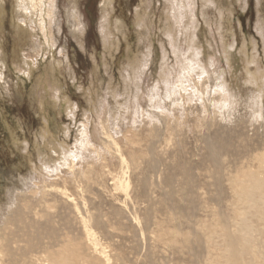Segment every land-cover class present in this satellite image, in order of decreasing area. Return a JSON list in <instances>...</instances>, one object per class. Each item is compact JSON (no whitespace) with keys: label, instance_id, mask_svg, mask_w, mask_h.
Returning <instances> with one entry per match:
<instances>
[{"label":"rangeland","instance_id":"1","mask_svg":"<svg viewBox=\"0 0 264 264\" xmlns=\"http://www.w3.org/2000/svg\"><path fill=\"white\" fill-rule=\"evenodd\" d=\"M167 1L0 0V264H264V0Z\"/></svg>","mask_w":264,"mask_h":264},{"label":"bare ground","instance_id":"2","mask_svg":"<svg viewBox=\"0 0 264 264\" xmlns=\"http://www.w3.org/2000/svg\"><path fill=\"white\" fill-rule=\"evenodd\" d=\"M30 1V0H29ZM41 1H43V0H41ZM52 1V0H51ZM104 1V0H103ZM207 1H209V0H207ZM211 1V0H210ZM24 2V1H23ZM27 1H25V4L27 5V3H26ZM32 2V1H31ZM47 2V1H46ZM108 2V1H107ZM168 2V5H169V7L171 8H169L170 10H172V13H164V15L162 16V18H161V21L163 22V25L164 26H162V31H163V34H164V36L165 37H167V38H169V40L171 41V43H173L172 45H173V51H175V53H177L178 52V56H179V51H178V46L176 45V43H175V40L173 39V34H174V27H177V26H182V27H184L186 24H184L183 22H181V20L182 19H184V14L182 15V9H183V1L182 2H177V3H174V1L173 0H168L167 1ZM34 3H36V2H34ZM48 3H50V1H48ZM188 3V2H187ZM47 4V3H46ZM45 4V5H46ZM50 5V4H49ZM35 6V5H34ZM46 6H48V4L46 5ZM28 7H30V4H29V6ZM50 7H51V5H50ZM107 7V6H106ZM110 7V6H109ZM140 8L136 11V13H135V24L137 25V28H142V27H144V25H145V23H144V20H145V18H147L146 20H152L151 19V15H150V13L149 12H147L146 11V8H148L149 6H146L145 7V4L143 3V5H140L139 6ZM243 7V6H242ZM34 8V7H33ZM42 8V7H41ZM52 8V7H51ZM32 9V8H31ZM190 9V8H189ZM28 10V8L26 7V11ZM51 10V9H50ZM170 10H169V12H170ZM145 11H146V13H145ZM186 11V10H185ZM27 12H29V11H27ZM50 12V11H49ZM164 12V11H163ZM37 14V13H36ZM46 14V13H45ZM223 14V13H222ZM74 15V16H73ZM72 16L74 17V18H77V17H75V13L73 14ZM183 16V17H182ZM34 17V16H33ZM37 18V17H36ZM30 19V18H29ZM228 22V21H227ZM263 22V21H262ZM261 23V22H260ZM77 24H79V23H77ZM222 24V23H221ZM258 24H259V22H258ZM263 24V23H262ZM261 24V25H262ZM34 25V24H33ZM103 25L105 26V28L104 27H102V42H103V46H104V48H109V51H110V56H115V53H114V51L116 50H118L119 51V49H120V47H121V45L123 44V43H121L119 46L118 45H114L113 44V42L109 39V38H107V35H108V33L110 34V32L108 31V26H109V23H108V21H107V18L105 17L104 18V20H103ZM151 25V24H150ZM149 25V26H150ZM176 25V26H175ZM264 25V24H263ZM35 26H36V24H35ZM44 26V25H43ZM191 26V25H190ZM262 27V26H261ZM41 28V27H40ZM120 28V27H119ZM180 28V27H179ZM185 28V27H184ZM190 28V27H189ZM20 29V28H19ZM258 29V28H257ZM101 30V29H100ZM177 30V29H176ZM175 30V31H176ZM228 30H229V27H228ZM183 31V30H182ZM187 31V30H186ZM260 31V30H259ZM22 32V31H21ZM23 32H24V30H23ZM140 33H141V31H139ZM177 32V31H176ZM221 32V31H220ZM264 32V31H263ZM115 33H116V31H115ZM261 33V32H260ZM23 34V33H22ZM192 34V33H191ZM259 34V33H258ZM77 35H79V30H77ZM137 35H139V33L137 32ZM136 35V36H137ZM175 35H176V33H175ZM174 35V36H175ZM185 35H188L187 33L185 34ZM195 35V34H194ZM232 36V35H231ZM43 37V36H42ZM77 37V36H76ZM112 37V36H111ZM148 37V36H147ZM178 37V36H177ZM113 38V37H112ZM187 38H188V36H187ZM232 38V37H231ZM264 38V37H263ZM113 40V39H112ZM234 40V39H233ZM47 41V40H46ZM173 41V42H172ZM261 41V40H260ZM140 42V41H139ZM232 42V41H231ZM249 42V41H248ZM252 42V41H251ZM161 43V42H160ZM197 43V42H196ZM195 43V44H196ZM245 43V42H244ZM116 44V43H115ZM188 44V53H186L187 55H186V61L185 62H187V67H185V68H182L183 70H184V72H185V74L187 75V77H188V74H187V71L189 72V70L191 69L192 71H194V73L198 70L199 71V69H201V68H199L200 66H201V61H200V59H199V55H200V52L199 51H197L196 49H194V46H193V44H194V36H191L190 37V39H189V43H187ZM233 44V43H232ZM243 44V43H242ZM80 45V44H79ZM149 45V44H148ZM244 45V44H243ZM256 46H257V44H255ZM246 46V45H245ZM261 46H262V44H261ZM232 47H234V45L232 46ZM231 47V48H232ZM230 48V47H229ZM247 48V47H246ZM253 48V47H252ZM263 48V47H262ZM38 49V48H37ZM241 49V48H240ZM127 50V49H126ZM172 50V49H171ZM191 50H193L194 51V53H191L190 54V51ZM199 50V49H198ZM230 50V49H229ZM228 50V51H229ZM239 50V49H238ZM243 50V57H244V59H243V61H244V64H245V78H246V82L248 83H250V84H252V85H254V87L260 92V95H262L263 97H264V77H263V73H260L258 70V72L256 71H251V69L248 67V65H250V64H252V57L250 56L249 57V55L247 54V51L245 50V48H243L242 49ZM172 51V52H173ZM237 52V51H236ZM128 53H129V55H128V57H127V65H128V73H129V75H128V83H127V87L128 88H131V89H134L135 91H137V88H138V86H137V81H138V79H139V72H141L142 70H144V68H146L147 67V64L150 62V60L148 59V58H146L145 56V58H143V57H139L138 55H135V56H131V57H129L130 56V52H129V50H128ZM242 53V52H241ZM257 53V52H256ZM166 54V53H165ZM202 54V53H201ZM250 54V53H249ZM148 55H151L150 54V51L148 52ZM241 55V54H240ZM165 56V55H164ZM226 56V55H225ZM109 57V56H108ZM149 58H150V56H148ZM52 58V57H51ZM175 60H177V54L175 55ZM240 59V58H239ZM149 60V61H148ZM184 60V59H183ZM178 61H179V58H178ZM180 61H181V59H180ZM184 62V63H185ZM152 63V62H151ZM242 64H243V62H242ZM253 65V64H252ZM254 65H255V63H254ZM30 66V65H29ZM28 66V67H29ZM150 67V66H149ZM162 67V66H161ZM180 67H181V65H180ZM202 67V66H201ZM30 68H32L31 66L29 67V69ZM187 68H188V70H187ZM203 68V67H202ZM205 68V67H204ZM96 69H98V67L96 68ZM148 69V68H147ZM241 70H243V69H241ZM255 70V69H254ZM31 71V70H30ZM182 71V70H181ZM27 72H29V71H27ZM244 73V72H243ZM136 74H138L137 76H136ZM158 74V73H157ZM196 74V73H195ZM220 74V73H219ZM241 74H242V72H241ZM183 75V74H182ZM186 75H184V76H186ZM166 76L167 75H165V69L164 68H161V70L159 71V74H158V79H159V82H163L162 83V86H164V87H166V90H167V88H168V86H170L168 83H167V78H166ZM179 77H181V76H179ZM223 77H224V75L223 76H221V77H218V78H220V81L223 79ZM190 78V77H189ZM245 78H243V79H245ZM187 79V78H186ZM242 79V78H241ZM240 79V80H241ZM183 80V79H182ZM184 81V80H183ZM183 81H181L180 80V85H182L183 84ZM245 81V80H244ZM187 82V81H186ZM123 83V82H122ZM218 83H221V82H218ZM185 84V83H184ZM223 84V83H222ZM245 84V83H244ZM100 85V84H99ZM174 86H175V83L173 84ZM217 87V86H216ZM128 88H126V89H128ZM217 89V88H216ZM130 90V89H129ZM169 90V89H168ZM170 90H171V88H170ZM172 91V90H171ZM170 91V92H171ZM222 92V91H221ZM204 94V93H203ZM150 96H152V98L153 97H158V94H157V92H153L152 91V94H149ZM162 95H164V94H162ZM228 95V94H227ZM136 97V96H135ZM165 97V96H164ZM225 97H226V95H225ZM224 97V98H225ZM228 97H229V95H228ZM121 98V97H120ZM150 98V97H149ZM253 98V97H252ZM154 99V98H153ZM151 101H153L152 99H151ZM255 101V100H254ZM228 102V101H227ZM255 103H256V101H255ZM261 103H262V101H261ZM260 105V104H259ZM263 107V106H262ZM119 108V107H118ZM210 110V109H209ZM206 114V113H205ZM110 119H111V117H110ZM108 122H109V120H108ZM110 123V122H109ZM114 125V124H113ZM44 132L42 133V137L45 135V133H46V135L49 133V130L48 129H46L45 127H44ZM86 130V129H85ZM41 132V131H40ZM87 134H89V133H87ZM108 135V134H107ZM84 136V135H83ZM50 137V136H49ZM85 138H86V135L84 136ZM51 138V137H50ZM54 139H56V138H54ZM87 140H88V138H87ZM86 142V141H85ZM87 143V142H86ZM39 144V143H38ZM114 144V143H113ZM13 145V144H12ZM15 145V144H14ZM87 145V144H86ZM41 146V145H40ZM42 147V146H41ZM40 147V148H41ZM21 148V147H20ZM116 149V148H115ZM43 150V149H42ZM38 152V151H37ZM120 154V153H119ZM44 157H45V155H44ZM263 158V157H262ZM44 159V158H43ZM263 160H264V158H263ZM41 163V162H40ZM146 163V162H145ZM44 164V163H43ZM248 178H253V179H255L256 177H254V175H251L250 177L249 176H247ZM254 181H256V179L254 180ZM236 183V182H235ZM234 183V184H235ZM238 185V184H237ZM235 187H236V185H235ZM239 187V186H238ZM253 187L257 190V188L259 187L256 183H254V185H253ZM241 189V188H240ZM264 194V193H263ZM245 197H246V195H245ZM261 197H263L264 198V195L262 196L261 194H260V198ZM252 207V206H251ZM225 231H226V228H225V230H224V233H225ZM245 233V232H244ZM229 237V236H228ZM233 241H234V238H231L230 237V241H229V248H228V254L230 255V257L231 258H236V253H235V251H234V249H235V247H234V243H233ZM243 242V241H242ZM232 243H233V245H232ZM227 247V246H226ZM259 248H260V252H262V250H264V247H263V244L261 245V243H260V245L258 246ZM227 249V248H226Z\"/></svg>","mask_w":264,"mask_h":264}]
</instances>
